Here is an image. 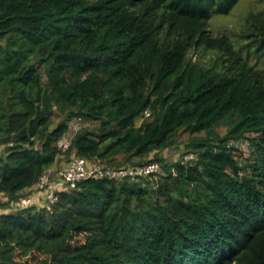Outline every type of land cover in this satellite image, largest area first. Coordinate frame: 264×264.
Listing matches in <instances>:
<instances>
[{
    "label": "trees",
    "instance_id": "1",
    "mask_svg": "<svg viewBox=\"0 0 264 264\" xmlns=\"http://www.w3.org/2000/svg\"><path fill=\"white\" fill-rule=\"evenodd\" d=\"M239 1L0 0V206L34 192L72 121L74 158L159 164L1 214L0 264H264V11L244 41L209 30ZM181 131L189 151L168 164Z\"/></svg>",
    "mask_w": 264,
    "mask_h": 264
},
{
    "label": "rangeland",
    "instance_id": "2",
    "mask_svg": "<svg viewBox=\"0 0 264 264\" xmlns=\"http://www.w3.org/2000/svg\"><path fill=\"white\" fill-rule=\"evenodd\" d=\"M262 11H264V0H240L237 6L232 10V12L229 15L215 16L210 20L209 30L211 31V35L213 38H219L226 35L232 41H244L245 38H242L241 35L245 33V29L248 26L249 23L247 21L248 15H250L251 13H259ZM245 42H249V41H245ZM193 56L195 58L201 59L204 62H210V59H214V54L209 52H200L198 53V55L193 54ZM44 81H46V78H44ZM64 118L65 115L63 116L61 112L58 113L55 111L52 117V123H53L52 127L53 128L56 127ZM145 118L148 117L146 116L141 117L136 122L137 125H141V123L144 121ZM83 125H84L83 127H85L84 129H88V130H96L98 128V123L96 122L85 121ZM76 127H77V122L72 121L69 125V133L71 134V136L74 134V131H76ZM226 130H227V125L222 124L219 128L216 129V132H218L220 135H225ZM191 137L192 135L190 134V132L181 131L178 137L175 139L174 144L167 150L163 151L160 154L161 155L160 157L166 158L165 160L168 164H174L175 162L179 161L181 157L184 155V153L189 151V149L187 148V144ZM230 145L231 147L233 146L236 148L234 152L238 154L239 159H241V157L243 158L249 157L250 147H249V142L247 140H240L239 142H231ZM3 150L4 148L0 146V153L3 152ZM64 152L66 151H63V153L57 160V163H55L53 167L50 169L52 174V178H51L52 183H56L61 179L64 172L67 170L68 164L74 158L73 155H69ZM153 154L150 155L149 158H147L146 160L148 161L153 159L154 158ZM119 159L121 160L122 156ZM147 182L148 181H145L144 183ZM28 195H31V193L24 194V196H28ZM3 201H5V199L1 200L3 206H0V209H6L4 207L9 206L10 204L7 201L5 202ZM14 207L15 205L12 207L9 206L7 207V209L10 212L11 209ZM32 263L37 264V261L33 260Z\"/></svg>",
    "mask_w": 264,
    "mask_h": 264
},
{
    "label": "built area",
    "instance_id": "3",
    "mask_svg": "<svg viewBox=\"0 0 264 264\" xmlns=\"http://www.w3.org/2000/svg\"><path fill=\"white\" fill-rule=\"evenodd\" d=\"M150 113L147 112L146 116ZM82 128V124L77 122L76 131L71 137H65L60 140L59 146L63 151L69 149L71 139ZM192 155L186 158H191ZM159 169V164L153 162L147 165L125 167V168H106L98 166L97 164H89L85 159L73 158L68 164L67 170L62 175L61 179L52 183L51 171L46 172L40 179L39 183L34 188L31 195L23 197L20 203L16 205L11 211H18L32 206L37 201H46L50 205H55L59 200L58 192L62 190H73L77 185L86 180L94 178H115L118 180H134L139 176H146L155 173ZM10 211V212H11ZM9 212L8 209H0V215Z\"/></svg>",
    "mask_w": 264,
    "mask_h": 264
},
{
    "label": "water",
    "instance_id": "4",
    "mask_svg": "<svg viewBox=\"0 0 264 264\" xmlns=\"http://www.w3.org/2000/svg\"><path fill=\"white\" fill-rule=\"evenodd\" d=\"M9 141H10V137L7 138V139H4V140H3V142L6 143V144H7Z\"/></svg>",
    "mask_w": 264,
    "mask_h": 264
},
{
    "label": "crops",
    "instance_id": "5",
    "mask_svg": "<svg viewBox=\"0 0 264 264\" xmlns=\"http://www.w3.org/2000/svg\"><path fill=\"white\" fill-rule=\"evenodd\" d=\"M51 171V170H50Z\"/></svg>",
    "mask_w": 264,
    "mask_h": 264
}]
</instances>
